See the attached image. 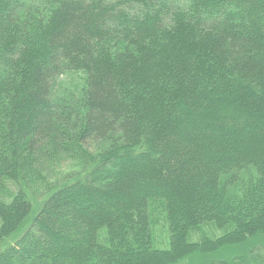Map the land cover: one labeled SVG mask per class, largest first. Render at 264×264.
<instances>
[{
  "label": "trees",
  "instance_id": "16d2710c",
  "mask_svg": "<svg viewBox=\"0 0 264 264\" xmlns=\"http://www.w3.org/2000/svg\"><path fill=\"white\" fill-rule=\"evenodd\" d=\"M261 53L264 0H0V241L31 212L20 183L39 194L56 182L0 264L9 254L13 264H181L264 236V132L229 159L233 144L216 139L228 125L240 136L246 115L264 111ZM72 73L83 91L65 88ZM231 92L238 106L210 97ZM69 160L78 170L51 182ZM139 181L156 189L140 192ZM81 190L112 201L76 209L67 197ZM203 225L213 232L192 241ZM66 236L69 248L49 247Z\"/></svg>",
  "mask_w": 264,
  "mask_h": 264
},
{
  "label": "rangeland",
  "instance_id": "374dc122",
  "mask_svg": "<svg viewBox=\"0 0 264 264\" xmlns=\"http://www.w3.org/2000/svg\"><path fill=\"white\" fill-rule=\"evenodd\" d=\"M214 17H216V14L212 13V14H207L205 16L202 14L199 18L208 20ZM259 56L264 60V53H261ZM72 74L61 77V80H64V82L69 87L68 88L66 86L65 88L71 89L75 84V86L78 87V89L80 90L82 89L83 91L86 87L84 75L82 73H72ZM234 94H235L234 92H231L226 96L220 94V97H218L219 95L212 94L210 97L214 98L213 101H217L219 104H222L224 102L226 103L229 102V103H234V105L238 106V102L235 100ZM260 97L264 102L263 93L260 94ZM215 98H217L218 100H215ZM218 109L219 107H217V110ZM201 114H203L204 116L206 115V112L205 111L200 112L198 116L200 117ZM244 122H245V128L242 130L240 136L233 135V133L231 132L230 125L225 126L223 129V132L225 134L228 133V135H226L227 136L226 138H221L224 137L225 134L221 137L218 134L216 135V139L218 141L224 143L231 142L235 148L234 153L226 154L225 156L226 159H229V156L236 157V154L238 152L240 153L242 152L239 146L240 143H244L245 140L252 139L251 137L254 135L260 136V134L264 132V111L256 114L248 113L246 115V118L244 119ZM202 125H204L205 128H208L215 125V123L213 124L207 121H202ZM233 136L235 137V140ZM244 157L251 158L255 156L244 155ZM124 159L126 161H131V156L126 155ZM77 170L78 169L76 168V164L74 162H70V160L64 161L61 163V167L57 168L56 173H51L50 181L52 182L57 179H62L64 175H67ZM55 183L56 182L51 183V188L48 186H42L39 194H33L27 183L25 182L20 183L22 190L25 192V198L31 205V212L27 216V218L20 224L17 233L12 235L5 241L4 239L0 241V254L5 252L7 249L13 247L14 245H16L20 237L28 230V228L31 226L32 222L34 221L35 217L39 213L40 209L42 208L45 200H48L49 195L54 191L53 185ZM138 184H139L140 192L150 193L153 192L154 189H156V187L154 186H151L150 188L146 187L145 181H139ZM15 195L16 194L14 190H11L6 194H4L1 198L3 199V202L10 204V202L16 198ZM67 198L68 201L72 204V206L75 207L76 209L90 208L92 210H98L101 206H104L107 202L112 201L111 196L108 197L92 196L88 193L87 190H85L84 193L83 190H81L80 192H77L75 196L74 195L68 196ZM63 214L64 212L61 214L62 216L60 217V219L58 218V220L60 221L63 220L62 219ZM163 218H164L163 206L161 204L154 205L151 211V218H150L151 230L152 233L155 235L154 241L156 242L157 248L160 251L164 249H168L165 248V243H166L165 237H168V233L164 231L166 224ZM210 232H213L212 228L211 230L199 231L192 237V241L198 240L202 233L206 237ZM44 243L46 244L47 242H42L43 247L33 252L32 255L34 257H38V255L42 254L44 250H46V247H44L45 245ZM50 244L51 245L49 247H52L53 250L56 252H60L61 250L72 246L67 236L58 239V241H52L50 242ZM49 247L47 246V248ZM204 250L205 251L202 252L195 251L193 254L186 257L184 259V262H182L181 264H211L216 261H221L223 263H228V264H264V236L248 235L246 236L243 242L241 241V243L238 244L232 243L229 245L222 246L220 248H215V250H212L209 247H204ZM3 262H4L3 264H13V258L11 257V254L7 255L4 258Z\"/></svg>",
  "mask_w": 264,
  "mask_h": 264
},
{
  "label": "bare ground",
  "instance_id": "6f19581e",
  "mask_svg": "<svg viewBox=\"0 0 264 264\" xmlns=\"http://www.w3.org/2000/svg\"><path fill=\"white\" fill-rule=\"evenodd\" d=\"M211 228H212V230H213V229H214V226H213V225H203V226H200L198 230H196V231H192V232H191V234H190V238L193 237V236H194L197 232H199V231H203V230H211ZM153 243H154V248H155L156 250H159V249L157 248V244H156V242L153 241ZM3 253H4V252H3ZM3 253H1L0 256H1Z\"/></svg>",
  "mask_w": 264,
  "mask_h": 264
}]
</instances>
